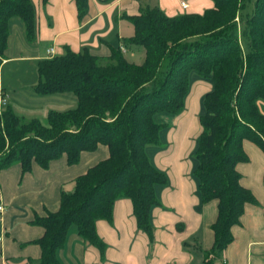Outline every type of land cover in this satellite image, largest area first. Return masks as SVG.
<instances>
[{"label": "trees", "instance_id": "trees-1", "mask_svg": "<svg viewBox=\"0 0 264 264\" xmlns=\"http://www.w3.org/2000/svg\"><path fill=\"white\" fill-rule=\"evenodd\" d=\"M88 1L75 0L79 20L87 14ZM212 1L214 8L201 15L168 17L154 6L126 17L134 34L123 44L143 52L139 65L127 61L120 48L105 58L66 48L37 62L34 95L71 99L69 108L50 110L44 120L19 116L9 106L2 111L0 171L20 165L27 173L34 163L47 169L63 155L72 166L99 145L109 151L106 160L75 179L71 191H61L58 211L35 217L33 223L44 231L36 241L41 256L35 264H58L57 252L71 227L103 252L96 222L110 221L119 199L131 201L137 228L152 237L150 211L159 204L155 187L167 178L145 149L158 144L164 125L156 122L157 115L182 113L191 72L212 85L202 101L193 153L198 196L202 203L217 202L210 254L220 257L232 243L231 228L240 224L245 206L256 202L236 170L247 162L243 142L264 151L259 109L264 103V0H254L250 15L243 14L249 0ZM15 18L22 21L27 41L35 39L31 0H0V57Z\"/></svg>", "mask_w": 264, "mask_h": 264}, {"label": "crops", "instance_id": "crops-1", "mask_svg": "<svg viewBox=\"0 0 264 264\" xmlns=\"http://www.w3.org/2000/svg\"><path fill=\"white\" fill-rule=\"evenodd\" d=\"M252 1L243 14L252 13ZM31 2L36 16L35 39L27 41L20 19L11 21L7 47L0 57V92L17 115H40L36 116L40 120L50 110L62 111L73 104L64 97H38L33 93L38 80L37 62L50 59L48 50H54L53 57L68 48L105 58L112 49L123 48L124 56L140 54L144 58L139 48L123 44L134 34L126 17L154 6L168 17L201 15L214 8L212 0H89L87 14L79 20L75 0ZM181 3L187 8L182 9ZM211 89L207 79L191 72L182 113L155 118L164 126L158 144L147 146L145 152L152 165L166 175L167 182L155 187L159 204L150 211L152 237L137 228L131 201L119 199L111 220L96 222L104 251L83 241L71 227L57 252L58 264H205L208 259L209 264H264V151L249 141L243 142L247 162L239 163L236 170L241 186L256 202L245 206L240 224L231 228L233 241L221 256L210 254L214 245L210 227L217 219V202L202 203L198 196L193 153L201 133L202 101ZM259 109L264 115V103ZM108 157V148L99 145L94 152H83L72 166L63 155L47 169L34 163L27 173H22L20 165L1 170L0 204L4 212L0 220V264L37 263L41 249L36 241L44 231L33 223L35 217L58 211L61 191H71L77 177Z\"/></svg>", "mask_w": 264, "mask_h": 264}, {"label": "built area", "instance_id": "built-area-1", "mask_svg": "<svg viewBox=\"0 0 264 264\" xmlns=\"http://www.w3.org/2000/svg\"><path fill=\"white\" fill-rule=\"evenodd\" d=\"M181 7H182V9H186L187 5L185 3H181ZM120 50L124 53L123 48H120ZM47 56L52 58L54 56V50L53 49L48 50ZM7 105H8L7 97L2 92H0V115H1L2 111L7 107ZM3 212H4V207H3V205L0 204V220H1V216H2Z\"/></svg>", "mask_w": 264, "mask_h": 264}, {"label": "rangeland", "instance_id": "rangeland-1", "mask_svg": "<svg viewBox=\"0 0 264 264\" xmlns=\"http://www.w3.org/2000/svg\"><path fill=\"white\" fill-rule=\"evenodd\" d=\"M253 2V1H252ZM125 58L128 60V61H130L131 63H133V64H136V65H139V64H141L142 62H143V56L142 55H140V54H127L126 56H125ZM4 77H5V71H4ZM48 99H50V98H48ZM55 99V98H54ZM60 107L61 108H65L64 107V105H61L60 104ZM67 108H69V107H67ZM63 110V109H62ZM65 110V109H64ZM37 112H39L40 113V110L39 111H37ZM28 116H31V118H39L40 119V117H36V116H40V115H26L25 117L26 118H29Z\"/></svg>", "mask_w": 264, "mask_h": 264}]
</instances>
